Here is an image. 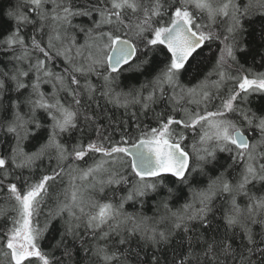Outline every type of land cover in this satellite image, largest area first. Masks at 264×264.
<instances>
[{
    "label": "snow or ice",
    "instance_id": "1",
    "mask_svg": "<svg viewBox=\"0 0 264 264\" xmlns=\"http://www.w3.org/2000/svg\"><path fill=\"white\" fill-rule=\"evenodd\" d=\"M257 69L264 0L0 7V264H264Z\"/></svg>",
    "mask_w": 264,
    "mask_h": 264
},
{
    "label": "trees",
    "instance_id": "2",
    "mask_svg": "<svg viewBox=\"0 0 264 264\" xmlns=\"http://www.w3.org/2000/svg\"><path fill=\"white\" fill-rule=\"evenodd\" d=\"M11 2H14V0H11ZM9 3H10V0H0V7H7V6L9 5ZM76 22L79 23V22H81V21H80V20H77ZM84 22H85V23L87 22L86 19L84 20ZM81 40H82V38H81ZM215 48H216V45H212V50H213V51L215 50ZM204 54H205V55H210V53H209V49H208V48H205V50H204ZM258 62H259V58H257V64H258ZM248 64H249V65L252 64V61H251L250 58H249V60H248ZM209 66H210V65H209ZM257 70H264V69H257ZM142 79H143V77H137V78L129 77V78L123 80V84H124L125 88H127V86H129L130 84H138L139 81L142 80ZM188 79H189V77H185V78H183V80H184L185 83L188 82ZM256 103H257V104H260V103H264V101H259V100H258ZM108 108L111 110V105H109ZM154 108H155V110H156L157 112H159V111H161V110L164 108V105H163V104L155 105ZM133 110H135V109H133ZM122 113H123V109L116 110V111H115V117H116V119L119 120V119L123 118V119H125V120H128L129 117L126 116V115H125V116H122ZM151 117H152V113H151V112H149L147 115L139 114V119H140L144 124H152L153 121H152V118H151ZM130 123H131V121H130ZM76 135H78V133H77ZM25 175H27L26 172H25ZM0 204H3V200H2V199H0ZM129 210H131V209L129 208ZM148 214H151V208L148 209ZM0 226H2V222H0ZM43 244H44V247H45V248H47V247L49 246L47 240H45V241L43 242Z\"/></svg>",
    "mask_w": 264,
    "mask_h": 264
}]
</instances>
